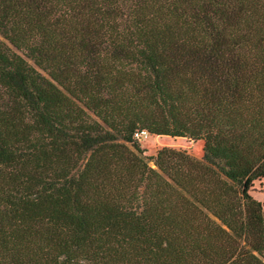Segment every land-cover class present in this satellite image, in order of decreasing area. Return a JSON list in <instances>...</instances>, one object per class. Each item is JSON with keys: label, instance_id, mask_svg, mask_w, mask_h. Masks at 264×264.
Wrapping results in <instances>:
<instances>
[{"label": "trees", "instance_id": "1", "mask_svg": "<svg viewBox=\"0 0 264 264\" xmlns=\"http://www.w3.org/2000/svg\"><path fill=\"white\" fill-rule=\"evenodd\" d=\"M263 181L264 0H0V264H264Z\"/></svg>", "mask_w": 264, "mask_h": 264}, {"label": "rangeland", "instance_id": "2", "mask_svg": "<svg viewBox=\"0 0 264 264\" xmlns=\"http://www.w3.org/2000/svg\"><path fill=\"white\" fill-rule=\"evenodd\" d=\"M140 144L145 149V154L149 156H153L157 150L163 146L186 150L196 157H201L203 153L202 141H195L186 137L150 136L140 142ZM150 164L154 166L153 162ZM253 194L257 196V198H260V200H264L262 189L253 190Z\"/></svg>", "mask_w": 264, "mask_h": 264}, {"label": "built area", "instance_id": "3", "mask_svg": "<svg viewBox=\"0 0 264 264\" xmlns=\"http://www.w3.org/2000/svg\"><path fill=\"white\" fill-rule=\"evenodd\" d=\"M149 137H150V133L147 129H138L134 133V138L139 142H142L143 140Z\"/></svg>", "mask_w": 264, "mask_h": 264}, {"label": "crops", "instance_id": "4", "mask_svg": "<svg viewBox=\"0 0 264 264\" xmlns=\"http://www.w3.org/2000/svg\"><path fill=\"white\" fill-rule=\"evenodd\" d=\"M262 189H264V181H263V184H262ZM263 193H264V191H263ZM253 194V193H252ZM253 196L256 198V199H258V200H260V198H257V196H255L254 194H253ZM260 201H262V200H260Z\"/></svg>", "mask_w": 264, "mask_h": 264}]
</instances>
